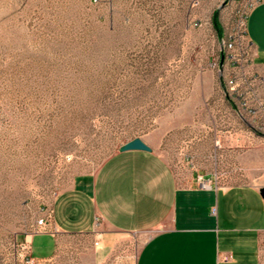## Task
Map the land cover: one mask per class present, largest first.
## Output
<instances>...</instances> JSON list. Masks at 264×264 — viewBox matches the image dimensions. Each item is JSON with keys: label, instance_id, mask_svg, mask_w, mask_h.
<instances>
[{"label": "rangeland", "instance_id": "374dc122", "mask_svg": "<svg viewBox=\"0 0 264 264\" xmlns=\"http://www.w3.org/2000/svg\"><path fill=\"white\" fill-rule=\"evenodd\" d=\"M249 3L0 0V264H135L146 232L105 246L97 224L57 235L47 259L31 247L56 198L134 138L184 185L264 182V116L247 115L230 92L236 65L223 57ZM247 34L263 63L264 7ZM241 48L252 56L247 37Z\"/></svg>", "mask_w": 264, "mask_h": 264}, {"label": "crops", "instance_id": "0c3cea01", "mask_svg": "<svg viewBox=\"0 0 264 264\" xmlns=\"http://www.w3.org/2000/svg\"><path fill=\"white\" fill-rule=\"evenodd\" d=\"M262 7L264 1L249 16ZM250 40L256 61L259 48ZM262 187L264 182L184 185L153 148L119 150L56 198L57 233L35 234L32 252L47 259L57 235L92 232L99 224L105 246L114 244L115 234L146 232L135 264H264Z\"/></svg>", "mask_w": 264, "mask_h": 264}, {"label": "built area", "instance_id": "2783aa9c", "mask_svg": "<svg viewBox=\"0 0 264 264\" xmlns=\"http://www.w3.org/2000/svg\"><path fill=\"white\" fill-rule=\"evenodd\" d=\"M263 1L264 0H250L248 8L243 10L236 18L234 32L230 34V39L223 40L224 49L228 51L223 57L227 58L230 65H236V67H232L234 70L227 77L226 84L230 88V92L235 94L238 99L242 100L246 114L255 118H259L261 115L264 116V96L260 91V87L264 85V74H261L255 68V65H257L255 62V51L247 34V18L250 11L258 3ZM245 37H247L253 51L252 56L247 54V59L244 58L246 54L239 53L242 49L241 45ZM200 184L206 186L208 182L206 180H201ZM41 233H57L53 208H50L37 221L35 234ZM262 247L264 250V243ZM223 258L227 260L229 256L226 254Z\"/></svg>", "mask_w": 264, "mask_h": 264}, {"label": "water", "instance_id": "95a60500", "mask_svg": "<svg viewBox=\"0 0 264 264\" xmlns=\"http://www.w3.org/2000/svg\"><path fill=\"white\" fill-rule=\"evenodd\" d=\"M121 151L127 150H146L151 151L152 148L141 138H134L133 140L128 141L120 148ZM261 195L264 197V187L260 189Z\"/></svg>", "mask_w": 264, "mask_h": 264}, {"label": "trees", "instance_id": "16d2710c", "mask_svg": "<svg viewBox=\"0 0 264 264\" xmlns=\"http://www.w3.org/2000/svg\"><path fill=\"white\" fill-rule=\"evenodd\" d=\"M218 16H219V14L216 11L214 13V15H213V25H214L215 29L217 30L218 35L222 36L223 35V27H222V25H221V23L219 21V17Z\"/></svg>", "mask_w": 264, "mask_h": 264}, {"label": "bare ground", "instance_id": "6f19581e", "mask_svg": "<svg viewBox=\"0 0 264 264\" xmlns=\"http://www.w3.org/2000/svg\"><path fill=\"white\" fill-rule=\"evenodd\" d=\"M227 39H230V36H229V38H227Z\"/></svg>", "mask_w": 264, "mask_h": 264}]
</instances>
